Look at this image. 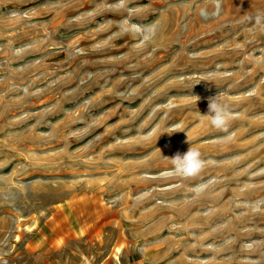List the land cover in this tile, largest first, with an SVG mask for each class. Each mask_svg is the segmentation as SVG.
<instances>
[{"label": "rangeland", "instance_id": "rangeland-1", "mask_svg": "<svg viewBox=\"0 0 264 264\" xmlns=\"http://www.w3.org/2000/svg\"><path fill=\"white\" fill-rule=\"evenodd\" d=\"M258 13L264 0H0V264H264ZM219 93L227 132L203 116ZM189 147L204 170L170 175Z\"/></svg>", "mask_w": 264, "mask_h": 264}, {"label": "clouds", "instance_id": "clouds-1", "mask_svg": "<svg viewBox=\"0 0 264 264\" xmlns=\"http://www.w3.org/2000/svg\"><path fill=\"white\" fill-rule=\"evenodd\" d=\"M216 11H219V0H216ZM201 16L205 19L208 18L207 11L202 10ZM255 22L258 25L264 23V14L258 13L255 16ZM126 31H131L140 36L142 41L145 43L150 41L155 36V29L150 26L144 28L132 26V28L127 29ZM221 95L222 94L219 93L215 97L208 98V113L203 116L207 118L210 127L220 132H227L232 120V113L229 106L221 100ZM193 98L195 102L200 99L198 96H193ZM186 142H188V140ZM165 158L170 160L172 165L169 174L184 179L198 176L207 164V162L201 158L200 151L193 147H189L183 154L177 152L171 158ZM203 188L204 186H198L196 189L197 194L203 191Z\"/></svg>", "mask_w": 264, "mask_h": 264}]
</instances>
